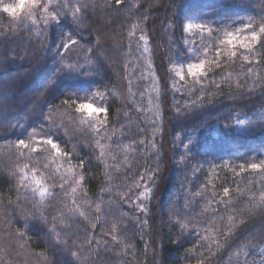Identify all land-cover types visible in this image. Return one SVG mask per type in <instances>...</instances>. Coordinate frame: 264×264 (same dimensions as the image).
I'll return each instance as SVG.
<instances>
[{"label":"trees","instance_id":"1","mask_svg":"<svg viewBox=\"0 0 264 264\" xmlns=\"http://www.w3.org/2000/svg\"><path fill=\"white\" fill-rule=\"evenodd\" d=\"M16 1L0 0V264H264V34L222 43L259 30L264 0Z\"/></svg>","mask_w":264,"mask_h":264},{"label":"snow or ice","instance_id":"2","mask_svg":"<svg viewBox=\"0 0 264 264\" xmlns=\"http://www.w3.org/2000/svg\"><path fill=\"white\" fill-rule=\"evenodd\" d=\"M121 0H116L117 4H120ZM39 3V0H18V4L16 7H11V8H4L5 12H10L13 16H15L17 14L18 11H22L23 8L25 7L26 4L31 5V6H36ZM197 28H201L203 27L202 25H196ZM251 27V25H244V30H247ZM261 34H264V24L259 26V30H255L253 29L250 34L247 35H241L240 31H237L236 33H232L229 32L227 33L226 39L224 41H222V43H226L228 46H230L231 48H235L237 44H239V46L241 48L244 49H248L251 50L254 45L259 42ZM74 43V41H73ZM217 55H219V52L217 53ZM230 55L235 57L236 56V52L235 51H231ZM204 68V62L201 61L198 64H192L189 63L188 64V74L190 76H196L198 71H202ZM180 78L181 80L184 79V76L182 74H180ZM78 111H86L87 115L89 117H92L94 114L95 115H99V114H104L107 112V109L102 108V107H96L93 104H80L78 109ZM101 124L105 123L104 121H99ZM47 144L51 145V148L54 151L58 152V145L56 143H54L52 140H47L46 141ZM19 144L25 148L28 147V145L25 143L24 140H20ZM33 151H36V149L34 148ZM249 167L253 170L256 169H264V163H252L249 165ZM21 172H23V169L20 170ZM33 180L39 184L40 181L35 179V174H33ZM225 195L228 194V189H225Z\"/></svg>","mask_w":264,"mask_h":264},{"label":"rangeland","instance_id":"3","mask_svg":"<svg viewBox=\"0 0 264 264\" xmlns=\"http://www.w3.org/2000/svg\"><path fill=\"white\" fill-rule=\"evenodd\" d=\"M18 4V1H16L15 3H13V5L11 7H16ZM24 258L27 259V261L30 259V253L29 252H26L22 255Z\"/></svg>","mask_w":264,"mask_h":264}]
</instances>
